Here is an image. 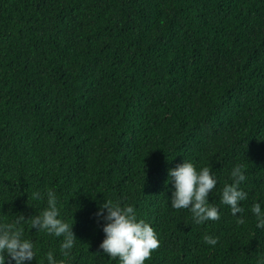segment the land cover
<instances>
[{
    "label": "trees",
    "instance_id": "obj_1",
    "mask_svg": "<svg viewBox=\"0 0 264 264\" xmlns=\"http://www.w3.org/2000/svg\"><path fill=\"white\" fill-rule=\"evenodd\" d=\"M184 160L216 177L218 220L171 207ZM237 165L233 216L221 195ZM49 190L68 255L31 227ZM108 200L157 233L145 264L264 262V0H0V227L33 243L29 264H120L99 247Z\"/></svg>",
    "mask_w": 264,
    "mask_h": 264
},
{
    "label": "clouds",
    "instance_id": "obj_2",
    "mask_svg": "<svg viewBox=\"0 0 264 264\" xmlns=\"http://www.w3.org/2000/svg\"><path fill=\"white\" fill-rule=\"evenodd\" d=\"M232 184H226L222 190L221 202L230 206L231 213H243L241 202L247 199V193L240 190V183L245 180L241 166H235L231 173ZM174 188L171 196L173 209H189L197 223L220 218L219 209L209 202V193L217 186V179L208 167L197 170L188 161L168 171L166 186ZM48 208L39 216L31 217L33 229L46 230L56 237H63L61 251L68 255L77 239L73 227L58 218L56 195L51 190L47 193ZM252 214L257 217V228L264 229V210L260 203L251 207ZM102 218V231L105 238L100 244V250L111 259H118L120 264H145L153 251L159 247V239L154 228L137 218L132 206L122 207L111 200L100 204L96 212ZM19 219H25L21 216ZM243 223V219L239 218ZM206 244L215 246L217 239L204 236ZM36 257L34 245L23 238V233L14 225L0 227V264H29ZM47 264H57L52 252L46 257ZM264 264V262H262Z\"/></svg>",
    "mask_w": 264,
    "mask_h": 264
}]
</instances>
